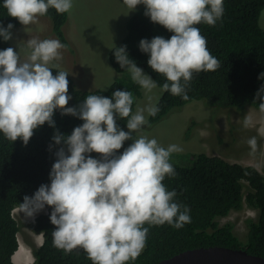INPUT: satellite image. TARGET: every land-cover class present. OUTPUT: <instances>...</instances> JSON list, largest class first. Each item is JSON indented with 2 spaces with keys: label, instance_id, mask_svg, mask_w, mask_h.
Instances as JSON below:
<instances>
[{
  "label": "clouds",
  "instance_id": "9594fccd",
  "mask_svg": "<svg viewBox=\"0 0 264 264\" xmlns=\"http://www.w3.org/2000/svg\"><path fill=\"white\" fill-rule=\"evenodd\" d=\"M123 3L132 11L143 4L152 23L173 33L169 39H142L139 49L149 54V67L166 78L162 90L187 100L186 89L193 74L214 72L220 67L197 25L215 26L223 16L224 0ZM3 7L9 17L28 25L49 8L59 14L70 11L72 0H4ZM13 27L0 24V38L11 40ZM66 47L59 39H29L27 48L31 52L23 62L13 47L0 50V133L6 139H21L27 145L38 127L47 123L55 128L57 110L83 121L71 135L54 133V143L65 145L67 151L59 148L49 174L50 185L42 184L32 197L25 196L20 210L34 217L46 206L52 209L49 219L57 248L66 252L81 248L92 264H128L145 247L149 232L145 224L167 223L182 228L191 223L190 209L176 202V191H169L163 183L166 176L176 175L170 156L182 149L175 144L165 148L143 135L133 139V133L147 123L144 111L155 115L159 109L153 105L133 113L129 91L116 90L112 98L87 95L78 107H68L72 99L68 95V73L56 71L53 75L49 67L61 58L60 50ZM114 56L142 88L151 91L157 87L156 81L129 58L126 46L116 48ZM118 117L127 119L128 131L118 126ZM129 140L132 143L117 155ZM247 143L253 151L256 149L255 137Z\"/></svg>",
  "mask_w": 264,
  "mask_h": 264
},
{
  "label": "trees",
  "instance_id": "16d2710c",
  "mask_svg": "<svg viewBox=\"0 0 264 264\" xmlns=\"http://www.w3.org/2000/svg\"><path fill=\"white\" fill-rule=\"evenodd\" d=\"M0 0V24L7 27L20 25L11 18ZM264 9V0H224L223 16L215 26L206 23L197 25L207 39V47L218 59L220 67L214 72L193 74V79L186 92L188 99L174 96L164 91L155 106L159 111L149 115L148 124L155 125L171 111L194 101H202L206 108L212 107L221 112H235L243 118L247 107L264 112V30L259 28L258 19ZM146 8L137 10L127 21V33L123 40L108 53V62L115 73L121 75L106 90L79 91L68 76V95L72 97L68 107H78L87 95H101L112 98L116 90H126L133 95L132 112L135 96L139 95L140 85L133 81L127 67L121 68L116 62L114 51L126 46V51L136 66L141 68L162 89L166 78L154 72L148 65L149 54L142 53L139 42L151 40L156 36L169 39L173 33L159 24L151 22L145 15ZM51 22L52 33L62 44L67 43L62 28L68 21L67 12L59 14L49 8L45 15ZM12 29V30H13ZM8 48V41L0 38V50ZM53 75L59 69L52 68ZM221 114V113H220ZM55 128L47 123L34 130L27 145L21 139L12 142L0 133V264H13L11 257L17 251L19 227L13 211L20 208L25 196L32 197L38 188L50 185L49 174L56 161V152L61 147L53 141L56 131L64 136L71 135L73 129L83 121L70 115L54 113ZM127 119L117 118L120 128L126 126ZM131 144L125 141L124 148ZM101 159L99 154H90ZM170 156V163L175 169L174 177H165L163 183L169 191H176L175 201L190 209L191 223L182 228H175L167 223L149 225L144 250L128 264H157L181 252L199 248L222 247L241 249L246 253L264 258V175L253 166L231 164L216 156L196 154L191 158L189 167H181ZM257 211V220H247L245 243L233 234L232 224L218 226L216 219L224 218L232 211H239L243 206ZM52 209L45 207V213L34 219L31 230L41 235L42 244L31 248L33 264H92L81 248L71 252L57 248L53 243L50 222Z\"/></svg>",
  "mask_w": 264,
  "mask_h": 264
},
{
  "label": "rangeland",
  "instance_id": "374dc122",
  "mask_svg": "<svg viewBox=\"0 0 264 264\" xmlns=\"http://www.w3.org/2000/svg\"><path fill=\"white\" fill-rule=\"evenodd\" d=\"M124 5L123 0H72V8L67 12L68 21L62 28L67 48L60 50L61 58L51 62L49 67L55 69L60 67L64 70L66 65L71 63L70 55H67V53L72 54L78 50V45L73 41V36L77 37V33L81 32V28L87 24H94L97 29L103 28L102 33L105 37L102 38V43L99 42L100 52L104 53L105 44L111 45L110 50L119 44L127 33L126 27H124V31L116 29L120 33V36L115 43L117 35L115 34L113 38L110 37L109 32L106 35L105 26L111 22L110 17L113 13L124 8ZM144 8L146 7L140 4V7L133 11L130 9V12H128L129 16H132L137 10ZM111 26L114 27V25ZM258 26L264 30V9L260 13ZM32 38L39 40L58 39L52 33L51 22L47 18L38 17L34 23L28 25L20 24L12 30V39L8 41V47H13L17 50L22 62L26 61L30 55L31 50L27 48V41ZM92 54L99 55L97 51H92ZM82 57L83 60H87V65L91 64L90 69L82 73L76 69L82 76L81 89L83 91L106 90L115 80L121 77V75L116 73L118 77L115 78V72L109 66L108 55L106 59L105 55L100 59H95V57L93 62L89 55L83 54ZM67 70L65 71L70 74ZM128 74L131 75L129 71ZM144 74L146 73L144 72ZM71 78L75 88H80L78 74L71 73ZM138 93L139 95L135 96L133 113L137 109H147L150 106H155L163 90L156 87L148 91L140 86ZM144 116L147 123L139 132L133 133V139L143 135L150 139H156L165 148L172 144L178 145L182 150L173 153V160L181 167H189L192 156L202 153L207 156L222 158L231 164L253 166L264 175L263 111L257 110V112H252L247 116L245 110V114L241 118L235 112L226 113L216 108H206L202 101H194L171 111L164 119L152 126L148 124L149 113L147 111H144ZM246 121L247 125L245 124ZM259 121L261 122L260 127L256 125ZM121 129L128 131L126 126ZM252 137H255L257 141L254 151L247 143ZM129 141L132 143L131 140ZM16 210L13 211V217L19 227L17 239L26 241L25 243L29 245L30 250L32 247H39L42 244V237L41 235L34 234L31 226L38 215L45 213V209L34 217H27L22 213L20 208ZM257 215L256 210L244 205L239 211H232L224 218H217L216 222L219 227L227 223L232 224L233 234L240 242L245 243L247 234L245 222L247 220L256 221ZM23 255L26 257L25 254ZM19 259L20 256L18 261Z\"/></svg>",
  "mask_w": 264,
  "mask_h": 264
},
{
  "label": "crops",
  "instance_id": "0c3cea01",
  "mask_svg": "<svg viewBox=\"0 0 264 264\" xmlns=\"http://www.w3.org/2000/svg\"><path fill=\"white\" fill-rule=\"evenodd\" d=\"M123 7L124 8L113 13V15L110 17L111 22L105 26L106 27V35L108 32H109L111 38H113L115 36V34L117 35V37L115 38V43H116L118 37L120 36V33H118L116 29L124 31V27H126V23H127L128 19L131 17V15L129 16V13H128V12H130V9L126 5H124ZM138 7H140V5H138L136 8H138ZM111 25H114V27H112ZM102 32H103V28L97 29L94 24H89V25L87 24L83 28H81V32L77 33V37L73 36V41L75 43H77L78 50L76 52H73L72 54H69L66 52L67 55H70L71 63H68L64 70H62L60 67L58 68L61 71H65L66 69H68L67 71L70 73V74H68V76L70 78H71V73L78 74L79 81H80V88H77V90H79V91L83 92V90L81 89V87H82L81 73L84 72L85 70L90 69V65H91V64L87 65V60H85V59L83 60L82 55L83 54L89 55L92 62H93L95 57H96L95 59H100L103 55H105V59H106V57L109 53V50L111 48V45L108 46L105 44L104 53H102V51L100 52L99 42L102 43L103 42L102 38L105 37ZM70 39L72 40V38H70ZM92 51H97L99 53V55L96 56V55L92 54ZM110 68H111V66H110ZM76 69L81 71V73H78ZM114 75H115V78L118 77V75L116 73H114ZM252 112L255 113V112H257V110L253 109L252 107H247L246 115L248 116ZM256 125H258V126L261 125V122L259 121V123ZM23 241L24 240H21V244L23 243L22 246L25 249V253H27V254L30 253L29 256L32 258V261L26 262V257L21 256V262L16 263L13 261V256L15 254L14 253L13 256L11 257L13 264H31L33 262V256L31 254V250L29 248V245L27 243H25L26 241H24V242ZM18 243H19V241H18ZM17 249H18V247H17Z\"/></svg>",
  "mask_w": 264,
  "mask_h": 264
},
{
  "label": "water",
  "instance_id": "95a60500",
  "mask_svg": "<svg viewBox=\"0 0 264 264\" xmlns=\"http://www.w3.org/2000/svg\"><path fill=\"white\" fill-rule=\"evenodd\" d=\"M157 264H264V258L241 249L209 247L184 251Z\"/></svg>",
  "mask_w": 264,
  "mask_h": 264
},
{
  "label": "bare ground",
  "instance_id": "6f19581e",
  "mask_svg": "<svg viewBox=\"0 0 264 264\" xmlns=\"http://www.w3.org/2000/svg\"><path fill=\"white\" fill-rule=\"evenodd\" d=\"M16 211H18V210H16ZM18 241H19V246H18V249H17V251L15 252V254L13 256V261L16 262V263L21 262V256H24L23 254L26 255V262L32 261V258L29 256V254L27 256V254L25 253V249L22 246L21 241L20 240H18ZM19 256H20V259L18 261Z\"/></svg>",
  "mask_w": 264,
  "mask_h": 264
}]
</instances>
